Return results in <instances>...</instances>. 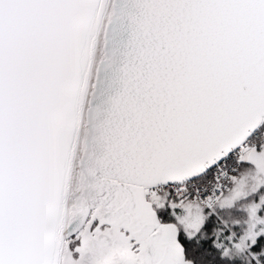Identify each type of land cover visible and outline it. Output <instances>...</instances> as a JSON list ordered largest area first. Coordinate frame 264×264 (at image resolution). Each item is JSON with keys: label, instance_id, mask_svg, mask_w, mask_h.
<instances>
[{"label": "snow or ice", "instance_id": "snow-or-ice-1", "mask_svg": "<svg viewBox=\"0 0 264 264\" xmlns=\"http://www.w3.org/2000/svg\"><path fill=\"white\" fill-rule=\"evenodd\" d=\"M0 264H264V0H0Z\"/></svg>", "mask_w": 264, "mask_h": 264}]
</instances>
